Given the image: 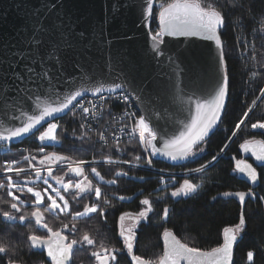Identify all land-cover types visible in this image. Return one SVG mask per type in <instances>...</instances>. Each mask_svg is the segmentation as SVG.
<instances>
[{
    "label": "snow or ice",
    "instance_id": "obj_1",
    "mask_svg": "<svg viewBox=\"0 0 264 264\" xmlns=\"http://www.w3.org/2000/svg\"><path fill=\"white\" fill-rule=\"evenodd\" d=\"M245 5L246 0H123L122 6L133 9L141 26L148 29L151 59L167 69L161 73L163 79L140 81L118 67L119 58L105 62L106 73L105 65L95 63L105 43L112 41L102 29L81 27L82 19L74 17L65 0H38L25 8V23L16 36L0 40V155L15 157L12 146L17 141L34 137L39 143L35 151L18 149L19 158L0 162V225L27 228L19 239L9 234L7 241H0V259L6 257L5 264H28L24 253L34 250L47 257L40 264H71L80 248L89 250L93 264H120L125 252L130 264H233L234 245L246 230V200L259 199L264 204V196L257 197L254 187L218 194L236 198L241 209L238 222L225 227L222 239L210 250L182 241L166 225L172 203L196 194L203 176L228 148L226 143L206 162L188 166L204 158L210 134L227 114L230 71L224 29L229 17L239 12L240 22L233 30H245L244 13L254 19V0ZM113 11L119 8L113 5ZM260 14L264 16V11ZM250 35L251 41L237 39L236 48L247 68L244 75L248 78L242 84L254 98L228 140L242 130L249 113L264 104V51L257 52L258 47L264 50V43H256L264 41V25ZM194 39L214 46V83L202 94H198L201 85L196 78L181 66L179 54L166 52L174 41L187 44ZM115 104L123 106L118 115ZM63 116H70L75 124L70 132L60 123ZM250 127L264 130V119ZM64 134L73 143L79 142L80 151H92V158L54 150ZM239 147L264 167V140L245 139ZM232 159L234 172L250 185H258L257 169L245 160ZM161 162L166 166L157 167ZM102 165L117 166L111 178L101 173ZM176 167L183 169L178 186L171 171ZM141 169L157 174L158 186L147 195L140 192L143 198L137 211L120 212L116 220L119 239L105 243L87 231L81 234L82 220L95 216L107 224L109 210L116 208L114 201L133 199L116 191L110 199L104 187H119L124 180L143 182L145 177L135 174ZM153 218L162 228L157 236L162 250L145 258L135 253L134 246L138 230ZM254 256L253 251L247 252L248 264H255Z\"/></svg>",
    "mask_w": 264,
    "mask_h": 264
},
{
    "label": "trees",
    "instance_id": "obj_2",
    "mask_svg": "<svg viewBox=\"0 0 264 264\" xmlns=\"http://www.w3.org/2000/svg\"><path fill=\"white\" fill-rule=\"evenodd\" d=\"M238 2V0H235ZM223 3V0H221ZM247 7V0L246 5ZM264 11V0H254V14L255 17L249 13H244L245 30L240 29L233 30L234 26L240 22V14L237 12L235 15L229 17L228 27L224 29V40L226 42V53L228 68L230 71V95L227 103V114L223 117V123L219 125L218 130L209 138L207 144V151L204 154L202 160H198L194 164H189V167H197L200 163L206 162L212 155L216 154L224 144H228V148L221 154L217 161L213 162L210 170L203 176V186L198 192L191 197L181 198L179 202L172 203L173 211L170 214V219L167 222L168 227L173 228L175 234L182 241L192 244L204 250H210L217 246L218 242L222 239V231L225 227H232L238 222L241 205L236 198H223L218 194L223 191H247L249 187H254L257 197L264 196V167L257 169L259 183L256 186H252L247 182L237 179L234 172V160L240 158L239 145L243 143L245 139L264 140V130H251V123L264 119V104H260L249 113V118L245 121V126H242V130L237 133V136L228 140L231 136V129L234 128L236 122L242 117L243 112L247 110V106L254 98L250 95V89L242 84V79L248 77L244 75L247 68L244 66V62L239 59V49L236 48L237 39L243 41L248 39L251 41L252 37L250 33L253 29L259 28L264 25V16H261V12ZM246 33H249L246 35ZM257 45L264 43V41L257 39ZM264 51L257 48V52ZM264 60V57H261ZM258 94V93H257ZM120 105H114L115 110H119ZM60 123L71 131L75 126L70 116L60 120ZM246 128V130H245ZM43 130V129H42ZM58 129V133H59ZM34 138V137H32ZM12 148H16L15 145ZM52 151V148L48 149ZM54 150L69 155H74L86 159H91L93 156L92 151L82 152L79 150V142L73 143V139L70 135L64 134L61 137V145H58ZM106 151V150H105ZM96 154H99V148H96ZM19 158L16 154L14 157L12 154L8 156L0 155V162L4 159ZM129 158V157H125ZM166 164L158 163L157 167H165ZM117 166H100L99 170L105 176V178H111V170ZM173 174L183 173V169L176 167L171 169ZM136 175H142L145 177V181H130L124 180L119 187L105 186L104 194L111 199V194L116 191L118 194L132 196L131 201H114L116 203L115 209H110L111 214L108 215V223L104 224L100 221L99 217H93L92 219L82 220L79 224L81 234L84 231L89 232L95 236L98 242L103 241L105 243L112 242L113 238L118 240L116 233L118 228L116 226V220L123 211H137L139 208L140 192L143 190L147 195L152 192L153 189L158 186L157 174L151 170L141 169L135 172ZM167 179V176L165 177ZM177 180V186L182 182L183 177L175 176ZM199 183V180H194ZM3 194L0 193V196ZM160 195H163L161 192ZM216 196L217 199L213 200L212 197ZM153 198H155L153 196ZM170 200V198H169ZM81 202V207H82ZM0 206H3L0 204ZM76 207V205H73ZM162 207V205H161ZM244 211L246 214V230L242 233L238 243L234 246L233 252V264H248L247 252L253 251L255 253V264H264V204L259 199L246 200L244 205ZM50 222H52L50 218ZM158 222L155 218L151 222L145 224L138 230L137 243L134 246V251L138 255H142L145 258H153L158 255L162 250V241H158V232L162 231V228H158ZM27 228L17 226L15 228L5 227L0 225V241H7L10 237L9 234L19 239L20 232H26ZM160 245L159 247L157 245ZM24 257L28 264H40V261L46 260L45 254H41L38 251H33L29 254L27 251L24 253ZM6 257L0 259V264H5ZM93 259L89 255L87 248H80L75 251L71 264H93ZM120 264H130V258L127 257L126 252L120 257Z\"/></svg>",
    "mask_w": 264,
    "mask_h": 264
},
{
    "label": "water",
    "instance_id": "obj_3",
    "mask_svg": "<svg viewBox=\"0 0 264 264\" xmlns=\"http://www.w3.org/2000/svg\"><path fill=\"white\" fill-rule=\"evenodd\" d=\"M37 3L38 0H0V40L13 39L17 30L25 23V8ZM65 4L75 18L82 19L81 27L89 30L93 26L102 29L106 38L111 39L110 45L105 43L104 51L96 60V64L105 65L109 59L119 58L121 63L118 67L122 68L128 76L135 78L136 81L164 78L161 73L167 69L160 68L151 59L148 29L141 26L133 9H126L122 6L123 0H65ZM113 5H116L119 11L114 12ZM209 45L210 42L194 39L187 44L183 41H174L166 49L169 54H179L181 66L201 85V92L198 94L209 90L214 83L211 54L214 46L210 48ZM103 71L107 72L106 65L103 67ZM97 75H100L99 69H97ZM65 117L63 116V118ZM212 135L210 134V137ZM238 151L240 158L236 160H245L255 168L261 167L250 152L244 153L240 147ZM249 160L252 162L250 163ZM161 163L165 164V162ZM235 167L234 160V169ZM236 176L238 180L246 182L241 179L238 173Z\"/></svg>",
    "mask_w": 264,
    "mask_h": 264
},
{
    "label": "built area",
    "instance_id": "obj_4",
    "mask_svg": "<svg viewBox=\"0 0 264 264\" xmlns=\"http://www.w3.org/2000/svg\"><path fill=\"white\" fill-rule=\"evenodd\" d=\"M153 29H155L156 27H157V24L155 23V22H153V24H152V26H151ZM116 105V104H115ZM118 105H120V104H118ZM120 109L119 110H115L114 109V114H119L120 113V111L122 110V105H120ZM99 127V126H98ZM93 139H95V137H93ZM38 141H35V139L34 138H29V139H27V140H24L22 143L21 142H15L13 145H15L16 146V148H14L13 149V153H16L17 155H19L18 154V152H17V150L18 149H30V150H32V151H35V149H36V147H37V145H38ZM87 167V166H86Z\"/></svg>",
    "mask_w": 264,
    "mask_h": 264
},
{
    "label": "rangeland",
    "instance_id": "obj_5",
    "mask_svg": "<svg viewBox=\"0 0 264 264\" xmlns=\"http://www.w3.org/2000/svg\"><path fill=\"white\" fill-rule=\"evenodd\" d=\"M152 26V25H151ZM252 131H256V130H258V129H251ZM58 131V130H57ZM103 166H106V165H103ZM57 174H60L59 172H57ZM183 173H177V174H174V176H181V177H183V175H182Z\"/></svg>",
    "mask_w": 264,
    "mask_h": 264
},
{
    "label": "flooded vegetation",
    "instance_id": "obj_6",
    "mask_svg": "<svg viewBox=\"0 0 264 264\" xmlns=\"http://www.w3.org/2000/svg\"><path fill=\"white\" fill-rule=\"evenodd\" d=\"M250 161V163L252 162V160H249ZM256 169H258V168H256Z\"/></svg>",
    "mask_w": 264,
    "mask_h": 264
}]
</instances>
